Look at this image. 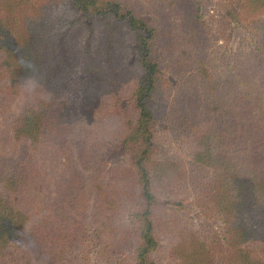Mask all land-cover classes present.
<instances>
[{
    "label": "trees",
    "instance_id": "16d2710c",
    "mask_svg": "<svg viewBox=\"0 0 264 264\" xmlns=\"http://www.w3.org/2000/svg\"><path fill=\"white\" fill-rule=\"evenodd\" d=\"M161 1L170 8L187 12L197 4L194 0ZM69 2L62 27H55L52 13L44 11L35 0H0V76H5L4 88L7 95L20 98L25 85L36 87L31 95L25 92L29 105L17 116L12 135L7 134L8 140L3 144L0 141V264H74L73 251L83 220V214L78 211L84 206L85 197L81 194L73 203L78 213L74 218L68 214L67 218L55 215V207L50 209L53 213L40 217L41 206L31 211L20 208L15 201L32 191L43 178L49 179L51 167L45 166L47 140H54L56 136L63 138L61 134L70 130L75 122V107L68 102L71 92L68 82L79 56L85 66L83 80L86 84L92 86L99 80L103 83L95 86L101 92L100 101L114 90L110 111L120 119L124 129L120 150L131 152L136 169L137 190L131 192L125 183L103 186L97 175L90 172L95 160L93 151L99 135L106 130L107 121L98 123L97 135H93L92 140L84 136L82 127L77 130L78 163L89 174L93 188V201L84 209L91 213L98 254L103 260L109 259L117 248L116 241L121 239L114 233V221L122 213V201L131 200L130 230L125 233L123 242L134 235L139 243L125 264H159L154 257L160 244L153 220L157 204L153 180L160 181L177 165L169 159L156 163L151 158L154 114L149 104L161 73L154 50L157 28L149 19L138 16L133 9L117 1ZM237 6L245 16L264 12V0H237ZM69 10L79 12L81 17L70 20ZM82 27L91 28L92 33L83 43V49H77L69 42V35ZM128 33L133 37L131 53L134 52L141 73L129 78L123 95V83L118 79L121 74L111 64L115 44H123ZM95 36L96 45L92 42ZM254 53L258 58L257 71L234 74L222 80V89L216 93L212 106V111L222 120L199 134L191 157L195 165L209 172L215 207L224 213L229 223L231 264H264V39L255 45ZM96 60L104 70L112 67L111 70L107 69L105 74L93 63ZM200 74L206 82L207 71L201 69ZM107 84L114 85L113 89L108 90ZM124 97L134 113L132 118L122 108ZM54 100H59L56 110L60 109L59 113L47 119ZM121 115L128 117L122 119ZM91 116V112H83L81 117L86 121ZM23 139L29 142L30 148L16 150L14 155L7 152L6 144L11 146L14 141ZM66 153L67 150L57 154L50 152L52 164L56 155L63 157ZM76 183L69 184L73 188ZM179 234L180 241L172 249L178 256L175 264H215L200 237L186 230H179ZM256 243L261 248L259 257L251 250Z\"/></svg>",
    "mask_w": 264,
    "mask_h": 264
},
{
    "label": "rangeland",
    "instance_id": "374dc122",
    "mask_svg": "<svg viewBox=\"0 0 264 264\" xmlns=\"http://www.w3.org/2000/svg\"><path fill=\"white\" fill-rule=\"evenodd\" d=\"M113 1L133 9L138 16L149 19L157 28L154 50L161 65V73L149 104L154 114L151 158L156 163L169 159L177 168L165 174L160 181L153 180V190L157 197L153 220L157 225V239L160 244L154 257L159 264H175L178 256L172 249L180 241L179 230H186L200 237L215 264H231L233 253L229 223L224 213L215 207L209 172L195 165L191 157L199 134L213 123L222 120L219 114L212 111L215 95L223 86L222 80L234 74L246 75L257 71L258 58L254 48L264 39V12L263 15H242L237 8V0H194L197 4H193L188 12L182 8H170L161 0ZM35 2L47 13H52L53 26L62 27L61 21L70 7L69 0ZM69 11L72 16L70 20L81 17L79 12ZM91 33V28H79L73 33L70 32L69 42L75 44L77 49H83V43ZM126 36L128 38L123 44H115L114 62L111 64L117 73L121 74L118 79L120 84L123 83V95L129 78L133 79L141 73L135 61V54L131 53L132 34L128 33ZM190 36L196 38L192 39ZM186 37L190 39L186 40ZM96 38L95 36L92 39L94 45L97 43ZM80 59L81 56L77 58L70 73L72 78L68 82L71 85L68 102L75 107V122L70 130L63 128V138L56 136L54 140H47L45 166L51 167L48 171L49 179L43 178L32 191L16 198L18 201L15 203L20 208L31 211L34 207L41 206L40 217L50 215L53 213L50 209L55 207V215L67 218L68 214L74 218L78 213L77 206L73 203L78 201L82 194L85 204L80 206L78 211L83 214V220L78 232L80 238L73 251L74 264H125L139 243L134 235L126 237L123 242L125 233L130 230L128 215L132 211V201H122V213L114 221V233L121 241H116L117 248L110 258L103 260L98 254V239L91 224L90 210L84 209L85 205L93 201V188L89 174L84 172L78 163L77 149L80 139L77 130L82 127L84 136L92 140L93 135H97L98 123L104 122V119L107 121L105 132L99 135L96 142L93 151L95 160L90 172L91 175H97L98 182L103 186L125 183L131 192L137 190L136 169L131 152L120 150L124 129L120 119L110 111L114 85H106L108 90H112L111 95L104 96L100 101L101 92L95 86L103 83L99 80L92 86L86 84L83 80L85 66H82ZM197 61L201 63L198 64ZM93 63L105 74L107 69L110 71L112 68L108 66L111 68L106 67L104 70L97 60ZM201 69L209 74L206 82L200 74ZM5 85V76H0L2 144L8 140L7 134L12 135V128L19 113L29 105L27 100L30 99L25 92L31 95L36 90L34 85H25L23 94L17 98L10 93L7 95ZM58 101L54 100L52 103L47 119L58 115ZM122 108L126 110V115L133 117L134 113L126 97L122 100ZM83 112H91L92 116L85 121L81 117ZM128 116L121 115L122 119ZM6 145L7 152L12 155L16 150L30 148L29 142L24 139L20 142L14 141L11 146ZM61 150H67V153L63 157L56 155L52 164L49 153L57 154ZM77 181L80 184H77ZM70 182H75L76 186L74 184L75 187L72 188ZM71 189L73 190L70 191ZM251 223L253 226L256 224L254 220ZM252 249L255 250L253 254L259 257L260 244H253Z\"/></svg>",
    "mask_w": 264,
    "mask_h": 264
}]
</instances>
